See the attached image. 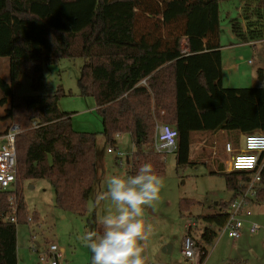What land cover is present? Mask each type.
I'll return each instance as SVG.
<instances>
[{
	"label": "trees",
	"instance_id": "1",
	"mask_svg": "<svg viewBox=\"0 0 264 264\" xmlns=\"http://www.w3.org/2000/svg\"><path fill=\"white\" fill-rule=\"evenodd\" d=\"M238 1L241 18L232 21L233 32L244 43H260L264 48V0ZM221 3L0 0V58L9 59L10 64L9 82L0 79V106L6 107L0 120L9 124L0 137L11 126L18 127L17 189L0 192V264H19L18 226H30L40 218L28 212L22 189L25 181H48L55 191L56 207L84 218L99 179V135L74 130L72 114L59 107L60 100L68 96L63 89L47 96L14 95L23 77L38 91L45 65L62 59L85 61L79 90L96 103L106 145L117 149L125 135L134 140L136 152L128 158L129 176L150 163L154 173L165 178L166 155L154 151L158 122L178 132V168L192 164L194 133H224L235 147L242 135L264 134V67L258 72L259 87L227 89L222 84ZM155 17L162 18L159 21L166 30L161 26L151 29L142 22ZM205 30L207 35L200 36ZM184 39L187 52L181 46ZM260 162V189L254 202L264 205V155ZM223 176L235 195L220 204L221 210L253 179V174L245 172ZM198 204L181 200V217ZM198 220L207 225L197 241L198 263L203 264L207 247L217 238L213 228L223 230L228 217L219 212Z\"/></svg>",
	"mask_w": 264,
	"mask_h": 264
},
{
	"label": "rangeland",
	"instance_id": "2",
	"mask_svg": "<svg viewBox=\"0 0 264 264\" xmlns=\"http://www.w3.org/2000/svg\"><path fill=\"white\" fill-rule=\"evenodd\" d=\"M177 5L173 6L175 11ZM240 1L222 0L220 22V44L223 55V85L226 88H256L260 86L258 72L264 67V48L262 44L244 43L232 28V21L240 19ZM161 17L143 19L142 22L153 29L163 25ZM145 21V22H144ZM207 35V31L200 33ZM169 41V40H168ZM182 50L187 52V39L181 41ZM83 59H62L55 65L44 66V80L38 91L32 89V82L22 78L21 86L16 90L15 97L47 96L63 89L67 97L59 102L61 111L72 114V124L76 132L93 133L99 135L98 172L99 179L88 202V214L79 217L71 212H65L56 207L55 191L46 180H27L23 183V196L30 215L38 214L39 221L30 226H18V260L19 264H39L38 255L33 247L42 250L55 244L62 254L60 264H93L92 252L85 246L83 237L91 231L102 232L99 219L112 207L110 201L101 200L99 196L106 190L107 178L113 175L129 176L130 165L127 159L136 152L134 140L129 135L119 139L118 149L114 153L108 150L112 146L106 145L102 135L103 123L97 112L93 98L80 94L78 81L82 74ZM9 59L0 58V79L9 82ZM1 97V94H0ZM6 107L0 106V116H4ZM162 124L157 123V126ZM9 124L0 120V132L5 131ZM15 125L11 126L14 127ZM156 126V128H157ZM17 127V126H16ZM18 128V127H17ZM9 129V130H10ZM194 133L190 161L191 165L178 168L174 154L166 155V176L160 194V199L151 206H145L142 219L147 226H151L147 239L142 241L145 264H190L183 255V241L188 230L186 227L196 222L198 227L194 236L199 240L207 225L199 221V217L218 214L221 203H228L234 198V192L228 190L224 173L229 156L225 151L228 135L218 133ZM234 137V135H230ZM156 129L154 130V140ZM217 141L220 155L214 160L212 154ZM241 136L238 147L242 146ZM1 144V142H0ZM155 151V145H154ZM123 154V158L119 154ZM17 189V188H16ZM195 200L199 204L184 218L179 211L181 200ZM252 217H243L245 228L241 238L231 240L224 230L217 232V238L212 246H208V257L203 264H264V205L253 202L246 208ZM258 226L255 234L250 233V225ZM33 236H36L33 239ZM171 246L170 252L164 249ZM198 258L195 264L198 263Z\"/></svg>",
	"mask_w": 264,
	"mask_h": 264
},
{
	"label": "built area",
	"instance_id": "3",
	"mask_svg": "<svg viewBox=\"0 0 264 264\" xmlns=\"http://www.w3.org/2000/svg\"><path fill=\"white\" fill-rule=\"evenodd\" d=\"M145 85L146 82L144 81ZM18 128L12 127L6 136L0 137V192H13L17 187V147L16 137ZM119 138V136H117ZM178 150V132L169 124H159L156 128L155 152L158 154H176ZM225 151L229 156L224 172L231 174L235 172H245L253 174V179L244 184V192L240 194L227 209L221 210V214H226L228 223L223 228L228 238L237 240L241 238L245 228L243 217H252V212L246 210L257 197L260 189L262 166L260 158L264 155V134L247 135L242 141L240 149L236 150L233 144L227 143ZM108 152L114 153V149ZM123 158V154H119ZM14 221V219H13ZM198 227L196 222L189 224L186 229L188 234L183 241V255L190 262L195 264L198 257L197 239L194 230ZM258 226L254 223L250 225V233L255 234ZM36 236H33L35 239ZM33 251L38 255L39 264H60L62 254L58 246L49 244L46 248L39 250L33 247Z\"/></svg>",
	"mask_w": 264,
	"mask_h": 264
},
{
	"label": "clouds",
	"instance_id": "4",
	"mask_svg": "<svg viewBox=\"0 0 264 264\" xmlns=\"http://www.w3.org/2000/svg\"><path fill=\"white\" fill-rule=\"evenodd\" d=\"M162 186V178L150 163L134 176L107 178L99 199L110 201L112 207L99 219L102 232L91 231L82 238L93 254V264H145L141 242L151 226L146 228L142 217L145 206L160 199Z\"/></svg>",
	"mask_w": 264,
	"mask_h": 264
},
{
	"label": "crops",
	"instance_id": "5",
	"mask_svg": "<svg viewBox=\"0 0 264 264\" xmlns=\"http://www.w3.org/2000/svg\"><path fill=\"white\" fill-rule=\"evenodd\" d=\"M239 12H240V9L238 10ZM252 44H254V43H252ZM255 45V44H254ZM223 56V55H222ZM223 82H224V74H223V77H222V84H223ZM223 87H224V85H223ZM224 88H226V87H224ZM239 88H242V87H239ZM227 89H236V88H227ZM222 135H226V134H224V133H221ZM218 136V134H216V136H215V138ZM244 135H242L241 136V139H244ZM0 142H1V140H0ZM228 143V142H227ZM226 143V144H227ZM215 144H217V141H215L214 142V145ZM226 144H225V146H226ZM1 145V144H0ZM134 148H135V146H134ZM118 149V148H117ZM212 149H213V154H212V156H213V158H214V160H216L217 159V157L220 155V149H219V147H217V145H215V147H212ZM227 154V153H226ZM127 163L129 164V159H127ZM222 172H224V171H222ZM253 214V213H252ZM253 216V215H252Z\"/></svg>",
	"mask_w": 264,
	"mask_h": 264
},
{
	"label": "water",
	"instance_id": "6",
	"mask_svg": "<svg viewBox=\"0 0 264 264\" xmlns=\"http://www.w3.org/2000/svg\"><path fill=\"white\" fill-rule=\"evenodd\" d=\"M167 251H168V252L171 251V246H169V247H167V248L164 249V252H167Z\"/></svg>",
	"mask_w": 264,
	"mask_h": 264
}]
</instances>
